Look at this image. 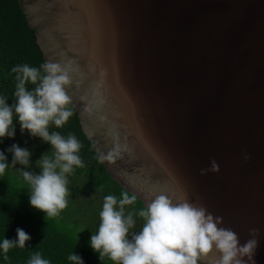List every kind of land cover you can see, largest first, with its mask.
<instances>
[{
    "label": "water",
    "instance_id": "water-1",
    "mask_svg": "<svg viewBox=\"0 0 264 264\" xmlns=\"http://www.w3.org/2000/svg\"><path fill=\"white\" fill-rule=\"evenodd\" d=\"M18 2L109 176L204 206L264 264V0Z\"/></svg>",
    "mask_w": 264,
    "mask_h": 264
},
{
    "label": "clouds",
    "instance_id": "clouds-1",
    "mask_svg": "<svg viewBox=\"0 0 264 264\" xmlns=\"http://www.w3.org/2000/svg\"><path fill=\"white\" fill-rule=\"evenodd\" d=\"M10 71L15 73L14 103H6L7 97L0 95V142L5 137H13L15 117L21 132L27 131L29 137H39L41 142L49 145L51 156L42 153L34 162L38 172L17 171L29 189L28 205L43 216L57 217L67 204V177L74 168L83 167L79 140L71 133L62 136L57 131H49V125L61 128L72 115L68 107L71 98L67 93L71 81L66 68L57 62L46 61L39 67L18 64ZM26 84L33 87L27 89ZM5 152L11 153L10 162L6 160ZM29 156L27 149L15 143L0 151V176L15 164L27 168ZM106 159L111 160L112 154ZM217 170L216 162L210 160L209 168L201 169V174ZM135 200L136 196L126 191H121L119 198L112 194L102 197L99 223L88 239L98 260L107 257L112 264H198L215 250L218 254L215 264H255V235H250L241 244L230 228L221 226L220 216L214 217L204 206L181 195L160 192L150 196L135 212L141 220L139 230L130 231L136 221L132 211L126 213L124 206ZM14 231V240L0 238V256L5 260L10 248H25V242L30 240L19 227ZM249 231L256 232L255 229ZM67 260L72 264H83L81 257L73 251ZM27 264H50V261L36 251Z\"/></svg>",
    "mask_w": 264,
    "mask_h": 264
},
{
    "label": "trees",
    "instance_id": "trees-1",
    "mask_svg": "<svg viewBox=\"0 0 264 264\" xmlns=\"http://www.w3.org/2000/svg\"><path fill=\"white\" fill-rule=\"evenodd\" d=\"M43 62L45 60L36 43L34 30L28 25L18 0H0V95L7 97L6 103H14L15 73L10 69L24 63L39 67ZM25 87L31 89L33 85L26 84ZM68 107L72 111L68 121L58 129L49 125V131H57L62 136L71 133L79 140L83 167L74 168L67 177L69 196L66 207L60 210L57 217L43 216V213L28 205L29 189L17 171L38 172L34 162L42 153L51 156L49 145L41 142L39 137H29L27 131L21 132L15 117L13 137H5L0 142V151L15 143L30 152L27 168L15 164L6 168L4 175L0 176V238L14 240V230L18 227L30 237L25 242V248H10L7 260L0 256V264H27L36 251L50 264H72L67 260L72 251L81 257L83 264H112L107 257L101 261L97 259V254L88 245V239L99 223L102 197L112 194L119 198L120 192L126 190L109 176L92 142L83 132L72 103ZM5 157L11 161L10 152H5ZM142 206L137 198L132 204L124 206L126 213L132 211L136 221L130 231L139 230L141 220L135 216V212Z\"/></svg>",
    "mask_w": 264,
    "mask_h": 264
}]
</instances>
